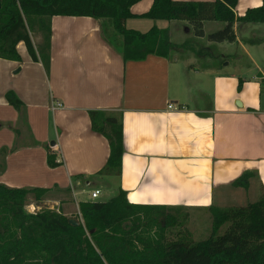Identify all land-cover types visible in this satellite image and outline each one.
Segmentation results:
<instances>
[{"label":"crops","instance_id":"crops-1","mask_svg":"<svg viewBox=\"0 0 264 264\" xmlns=\"http://www.w3.org/2000/svg\"><path fill=\"white\" fill-rule=\"evenodd\" d=\"M152 1L138 0L130 9L142 13ZM261 3L237 0L233 10L240 16ZM162 20L130 16L125 26L142 32L153 25L167 28L175 45L169 57L150 53L125 60L108 18L61 14L50 18L49 46H43L47 70L38 50L34 59L22 40L16 44L20 59L0 57V149H6L0 182L48 188L43 202L51 201L65 215L80 212V201H106L119 189L130 203L189 210L223 204L240 191L256 199L264 188V22L235 20L236 38L227 44L235 42L238 50L222 47L220 57L232 53L245 61L229 68L199 64L198 54H177V46L194 52L198 45L179 40L192 26L187 20ZM215 21H204L205 33L223 25ZM239 28L247 32L240 34ZM34 35L35 47L43 45L41 33ZM8 91L20 106L7 100ZM90 110L120 117L118 174L98 173L109 143L92 129ZM49 149L56 165L48 162ZM246 171L247 180L233 185ZM94 189L99 194L92 197Z\"/></svg>","mask_w":264,"mask_h":264},{"label":"trees","instance_id":"trees-1","mask_svg":"<svg viewBox=\"0 0 264 264\" xmlns=\"http://www.w3.org/2000/svg\"><path fill=\"white\" fill-rule=\"evenodd\" d=\"M137 1L0 0V57L20 59L16 44L22 40L34 59L40 55L47 70L48 54L43 46H49L54 14L108 18L120 37L119 44H114L125 60L142 59L150 53L169 57L175 46L167 28L153 25L144 32L127 28L125 20L130 16L187 20L194 35H206L213 41L235 40L236 19L264 22V0L240 16L233 10L237 0H153L146 11L136 14L130 6ZM206 20H219L223 25L205 33ZM36 32L41 33L44 44L35 47L30 34ZM6 98L16 106L22 104L13 91H8ZM89 116L92 129L106 136L109 143V155L98 173L118 174L123 152L119 115L90 110ZM5 153V148L0 149V170ZM48 162L57 164L52 149ZM249 174L246 171L232 184L246 181ZM48 190L0 182V264H264L263 187L253 201L209 205L211 230L201 239H194L186 230H178L174 237L167 235L168 226L182 225L187 219V211L180 213L184 206L130 203L122 189L106 201H80L82 220L76 224L47 207L26 210L27 202L40 200Z\"/></svg>","mask_w":264,"mask_h":264},{"label":"rangeland","instance_id":"rangeland-1","mask_svg":"<svg viewBox=\"0 0 264 264\" xmlns=\"http://www.w3.org/2000/svg\"><path fill=\"white\" fill-rule=\"evenodd\" d=\"M162 21H166V19H163ZM162 22V23H164ZM215 22H221L219 20H216ZM206 30H209L208 26H204ZM239 32L240 34L247 32V30L245 28L240 29L239 28ZM33 34V40L35 41V35L36 33H32ZM196 40L198 41V45H196L194 52H191L189 49H187L186 47H182V46H177V48H174V51L177 52V54L179 55H184L187 56L188 54H198L195 55L197 58H199L198 63H209V64H218V65H223L224 63H226V65L228 64L229 68L232 67H237L241 64L244 63L245 60L242 61H237L235 59H233V56L230 54L229 56H227L225 59H223L222 57H220V52L222 47H224L225 49H229L231 51L238 50L237 45L234 43L232 44H227V43H231V42H224L225 44L220 45L218 41H213V40H209L207 39L206 35L205 36H196L194 35V33L192 31H190L189 33H185L183 32L182 37L179 40ZM172 40H178L176 37H172ZM202 46H206L205 48H203V51H201ZM191 49V50H192ZM172 51V50H170ZM201 51V55L200 52ZM229 61V62H228ZM228 62V63H227ZM106 192H108V190H106ZM105 192V193H106ZM47 195V193L45 194V196ZM249 195L251 196V193H249ZM45 196H43L40 200H30L29 202L26 203L25 208L26 210L30 211V212H35L36 210H39L43 207H47L49 209H53L56 211H60L61 213H63V209L60 207H56V205L54 203H52L51 201H47L45 200V202H43V200L45 199ZM104 193L102 195H100L97 199L99 198H104ZM248 196V194L246 193V195L240 191L237 192L233 198L234 199H229L227 200L225 203L223 204H215L218 207H223V206H229V205H233V204H242V203H246L247 201H252L253 198ZM245 197V198H244ZM255 200V199H254ZM240 202V203H238ZM36 204V205H34ZM186 209V210H185ZM72 215H67L68 217H72L75 218L77 220H82L81 218V213L78 210H72ZM183 211H187L188 216L187 219L185 220V222L182 225L176 224L174 226H168L167 230V235L170 237H174L176 236L178 230H186L191 232L192 236L194 239H201L204 238L206 236H208L210 234V230H211V211L209 209L203 210V209H193V210H189L188 208H184L182 209L181 212ZM75 212V213H74ZM175 213V211H173ZM225 226H222L220 228V231L223 230Z\"/></svg>","mask_w":264,"mask_h":264},{"label":"built area","instance_id":"built-area-1","mask_svg":"<svg viewBox=\"0 0 264 264\" xmlns=\"http://www.w3.org/2000/svg\"><path fill=\"white\" fill-rule=\"evenodd\" d=\"M98 194H99V189H94V190L91 191V196H92V197H95V196H97Z\"/></svg>","mask_w":264,"mask_h":264},{"label":"water","instance_id":"water-1","mask_svg":"<svg viewBox=\"0 0 264 264\" xmlns=\"http://www.w3.org/2000/svg\"><path fill=\"white\" fill-rule=\"evenodd\" d=\"M51 144H53V141H51ZM69 220H70V222L75 223V224L78 222L77 219L72 218V217H70Z\"/></svg>","mask_w":264,"mask_h":264}]
</instances>
